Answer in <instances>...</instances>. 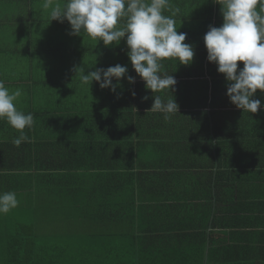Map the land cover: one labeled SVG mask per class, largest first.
<instances>
[{"label":"crops","instance_id":"0c3cea01","mask_svg":"<svg viewBox=\"0 0 264 264\" xmlns=\"http://www.w3.org/2000/svg\"><path fill=\"white\" fill-rule=\"evenodd\" d=\"M54 3L63 6L65 0ZM42 5L43 0H0V81L10 91H22L15 106L34 117L24 130L28 141L19 147L13 140L20 132L0 120V193L15 192L22 200L0 214V262L17 223L32 224V198H47L32 194L33 180L52 174L45 168L71 165L95 170L76 178L72 188L89 200L85 213L95 219L74 211L64 218L41 207L40 215L47 216L36 228L41 235L67 229L73 233L68 242H84L80 232L102 231L93 242H104L109 255L114 249L119 261L135 262L145 256L136 244L140 238L199 242L189 240L199 237L214 242L215 252L221 249L219 261H229L224 254L229 250L234 260L264 263V93L258 89L253 97L262 103L257 113L238 109L227 95L224 74L207 58L201 71H213L215 78H175L173 91L156 93L179 105L180 113L166 121L163 113L148 112L155 94L133 69L126 37L106 47L99 38L70 35V23L51 21V9ZM170 5L180 8L176 28L191 45L204 41L210 25L224 22L214 0H170ZM194 49L191 65L167 58L163 72L198 71L197 60L208 52L205 43ZM116 64L127 66L135 84L122 78L115 93L96 81L82 84L83 73L76 71L83 67L87 75Z\"/></svg>","mask_w":264,"mask_h":264},{"label":"clouds","instance_id":"9594fccd","mask_svg":"<svg viewBox=\"0 0 264 264\" xmlns=\"http://www.w3.org/2000/svg\"><path fill=\"white\" fill-rule=\"evenodd\" d=\"M214 2L222 6L224 22L220 27L210 25L204 36L207 58L217 65L219 73L224 74L230 102L244 112L257 113L262 103L253 97L258 89L264 93V15L261 14L264 13V0ZM42 7L51 9V21L63 23L67 20L71 26L70 35L99 38L106 47L119 45L126 37L127 55L133 69L145 82V88L155 94L148 112L163 113L166 121L179 112L175 99L169 98L165 102L156 95L164 90L173 91L177 84L173 75L161 74L162 61L176 58L180 64L188 66L195 56L194 47L185 43L187 34L176 28L175 17L180 8L172 7L170 0H65L63 6L54 0H43ZM165 11L170 15L163 14ZM238 62H243V68H239ZM76 71L83 73L82 84L96 81L101 89H110L113 93L122 86V78L135 84V77L128 75L126 65L97 68L87 75L83 67ZM21 95L20 89L10 91L0 81V120L20 132L13 140L17 147L28 141L24 130H30L34 124L33 114H25L15 106ZM132 95L136 93L133 91ZM18 203L15 192L0 193V214L8 213Z\"/></svg>","mask_w":264,"mask_h":264},{"label":"trees","instance_id":"16d2710c","mask_svg":"<svg viewBox=\"0 0 264 264\" xmlns=\"http://www.w3.org/2000/svg\"><path fill=\"white\" fill-rule=\"evenodd\" d=\"M200 41L192 40L193 47H200V44L204 43L203 40ZM206 59L207 53L203 56L200 55V59L197 60L199 63L196 66L198 71L193 70L192 67V70L176 69L162 73L173 75L175 78H207V75L215 78V72L210 70L207 72L201 71L202 62H206ZM45 169L47 170L43 171H52V174H39V176H36L31 190L32 194L37 196L45 193L47 198H32V224L23 225L22 223H17L14 239L10 237L8 251L5 250V261L0 262V264H264L263 262L234 260L236 257H231L229 250H225L226 252L224 253L225 258L229 261H219L218 259H224L216 257L218 253H221V249L215 252L214 242H200L199 237L189 239L198 240L199 242H160V240H157V242L156 240L145 241L146 238H140L141 242H136V244L141 246L139 248V250L141 249L140 253L145 256L142 257L141 261L135 262L127 259L128 257L124 261H119L114 249H111V255H109V250L105 248L104 242H93L103 236L102 231L80 232L86 235L84 242H68L70 240L66 235L59 236L55 234L52 235L53 237L41 235L36 228L42 219L47 218V216L42 217L40 215L38 210L41 207L48 208L51 212H58L64 218H66V216H63L64 214L68 215L69 212L70 215L72 211L80 213L83 219L92 217L85 213L90 207L88 206L89 200H82L77 197L72 192V188L73 181L76 178L78 179L87 175L88 172L95 171L87 166L74 167L71 165ZM84 185L87 188L88 182L83 183ZM79 187L81 186L78 185ZM62 194L66 196L56 198V195L60 196ZM94 217L92 219H95ZM51 218H56V216L53 215ZM64 230L67 231V229ZM229 238H231V235H227L228 242H231ZM59 239L64 242H56ZM88 240L92 242H87ZM131 245L132 250L138 251L134 242H131Z\"/></svg>","mask_w":264,"mask_h":264},{"label":"rangeland","instance_id":"374dc122","mask_svg":"<svg viewBox=\"0 0 264 264\" xmlns=\"http://www.w3.org/2000/svg\"><path fill=\"white\" fill-rule=\"evenodd\" d=\"M57 75H58V76H61V70H60V69L58 70ZM54 229H55V228H54ZM54 229L49 230L48 233H49L50 235H55V234H57V235H59V236L66 235V236H68V237L72 234L71 231H65L64 229H59V228H56L57 230H54Z\"/></svg>","mask_w":264,"mask_h":264}]
</instances>
